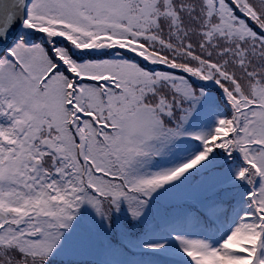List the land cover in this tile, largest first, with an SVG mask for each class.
Wrapping results in <instances>:
<instances>
[{
  "label": "snow or ice",
  "instance_id": "1",
  "mask_svg": "<svg viewBox=\"0 0 264 264\" xmlns=\"http://www.w3.org/2000/svg\"><path fill=\"white\" fill-rule=\"evenodd\" d=\"M0 264H264V0H0Z\"/></svg>",
  "mask_w": 264,
  "mask_h": 264
}]
</instances>
